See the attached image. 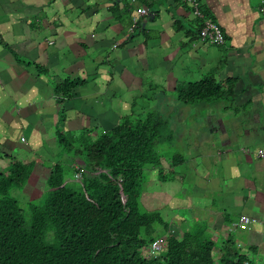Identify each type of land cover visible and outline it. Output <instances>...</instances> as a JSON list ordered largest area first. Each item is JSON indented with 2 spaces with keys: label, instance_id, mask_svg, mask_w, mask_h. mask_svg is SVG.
Segmentation results:
<instances>
[{
  "label": "crops",
  "instance_id": "obj_1",
  "mask_svg": "<svg viewBox=\"0 0 264 264\" xmlns=\"http://www.w3.org/2000/svg\"><path fill=\"white\" fill-rule=\"evenodd\" d=\"M198 2L220 28L222 46L198 43L200 23L182 0H0V171L10 158L34 163L22 193L37 194L55 165L43 164L39 154L61 155L59 133L88 130L94 138L124 117L155 113L171 132V142L183 136L193 140L199 187L221 194L237 189L249 196L264 190V159L255 157L264 149V10L260 0ZM142 9L147 15L138 17ZM210 76L216 84L231 85V101L176 102L165 113L144 103L142 110L137 103L145 94H158L165 102L166 94ZM66 82L81 84L68 96L56 93ZM183 164L165 183L179 187H169L167 205L181 192ZM255 201L258 208L244 198L235 219L254 220L260 228L253 234L262 239L264 197ZM174 206L169 212L179 210ZM205 207L196 210L207 213L208 227L222 232L223 225L214 222L228 223L230 217L222 210L215 217L213 205ZM175 220L173 214L169 222ZM249 241V246L259 242Z\"/></svg>",
  "mask_w": 264,
  "mask_h": 264
},
{
  "label": "trees",
  "instance_id": "obj_2",
  "mask_svg": "<svg viewBox=\"0 0 264 264\" xmlns=\"http://www.w3.org/2000/svg\"><path fill=\"white\" fill-rule=\"evenodd\" d=\"M80 84L66 82L55 92L68 96ZM176 97L187 106L231 101L233 94L229 83L216 84L210 76L178 88ZM171 141V132L155 113L124 117L94 138L88 130L59 133L57 143L66 158L50 168L44 195L38 204L29 203L27 211L10 192L23 191L34 163L8 159L0 171V264L255 263L251 254L257 248L248 246L243 253L230 233L220 243L200 229L178 239L159 211H144L143 170L153 169L158 183L165 184L184 163L178 155H158ZM77 173L80 178L75 180ZM157 241L161 250L151 257L149 249Z\"/></svg>",
  "mask_w": 264,
  "mask_h": 264
},
{
  "label": "rangeland",
  "instance_id": "obj_3",
  "mask_svg": "<svg viewBox=\"0 0 264 264\" xmlns=\"http://www.w3.org/2000/svg\"><path fill=\"white\" fill-rule=\"evenodd\" d=\"M145 95H148L147 98L142 99L141 101L137 100V103H140L141 105L140 107H142V110L143 108H145L142 106V103H144L146 106L149 107V110H151V108L153 107H157L165 113V112H168L170 109H172L173 103L174 104L176 102L179 103L176 99V94H166L167 99L165 102L159 100L158 94H145ZM179 112L180 111H178V113ZM144 116H141V118H143ZM192 137L194 138V136ZM193 143L194 142L191 138L187 136H183L182 139H175L171 143L164 144L163 146L159 148L157 152L161 158L166 159L168 157H171L172 155H178L184 161L182 168L178 170V173L181 174L182 180L180 184L181 192L175 195L176 202H172L169 205H167V202H166V200L168 201V199L169 200L171 199L170 198L171 194L168 192L170 191L169 187L175 186L176 189H179V187L176 186V184L174 186H171L170 184L158 183V181L156 180V173L153 169L147 168L143 170L144 185H143V194L141 197V204L143 206L144 211L150 212V211L157 210L159 211L161 217L166 222L171 221V219L173 218V214L175 215L176 218L178 217L179 220H175L174 224L170 223V225L173 224V227L171 225L173 235L174 237L178 239L184 233L192 232L195 229L207 230L208 234H209V229H210V232H211L210 235H213L211 236L212 240L220 243L222 242L223 238H225L222 232H225V230H227L226 231L227 234L230 233L233 235V240L235 244L243 249L242 251L243 253H244V250L245 251L248 250L247 248L251 244L249 241V238L251 241H255V239L256 240L258 239L259 242L254 243L256 244L254 247L257 248V253L251 254V256L255 264H264V228L262 229L263 238L260 239L254 236L253 234V231L257 232L260 228L258 227L257 223L251 225L250 232L238 231L234 228V226H232V225L237 224V220L235 219V216L238 210L242 207L243 199L246 198L248 201L250 200V204H247L248 206L252 205L254 208L255 207L258 208V206H260V203H256L255 200L258 198L261 199L262 197H264L262 196L264 195L263 193L264 190L258 189L256 191V194L251 193L249 196L247 194L248 191L247 193L243 192V194H241L240 191L237 189L221 194L223 193V191L219 193L217 191L215 192L214 190L209 191V190L199 187L197 185V181H198L197 178L199 177V174H196L194 172V166H193V163L197 164V157L195 156L197 154V148L194 146L195 144ZM202 145L204 144H200V148L203 147ZM58 150L61 153V155H57V154L54 155L52 153L49 155L39 154V156L42 157L43 160L45 161L43 164L48 165V162H53L56 164L59 161H62V160L64 161V159L66 158V155L63 153V150L61 147H59ZM39 156L38 158H40ZM192 159L194 161H192ZM204 165H206L207 167H209L208 165L212 166V164H209V162H204ZM218 165L219 164H217V166ZM163 167L164 168L166 167L165 163H163ZM175 169L177 173L178 167H176ZM204 181L207 182V179H204ZM39 183H43V182L40 181ZM225 183L227 184V179H225ZM44 191H45V188L42 187V189L39 190L37 194H33L29 196L22 193L23 191L21 192L12 191L10 192V196L17 199L19 207L23 211H27L29 203L38 204L39 200L44 195ZM153 191L161 192L162 194H158L157 192L156 194H152L151 192ZM165 193L169 195L168 199L166 198ZM174 204L176 205L174 206V208H178L179 210H173V212H169L171 211V206H173ZM178 204L179 206H177ZM181 205H183L182 208L188 207L189 210L187 211H185V209L181 210L180 209ZM209 205H213L212 213L215 214V217L220 215L219 210H222L221 215L226 214L227 216L230 217L228 220V223L225 222L223 219H216V221L214 222L216 225H219V226L223 225L221 226V229H223L222 232L220 230V227H216L215 229L212 227L211 228L208 227L209 220L206 217L207 213L206 212L199 213L196 210L197 207L203 209L205 206H207L205 207V209L208 210ZM246 215L252 216V214H246ZM197 216H201L203 220L198 221ZM197 227H200V228H197ZM219 245L220 244H218L217 247H219ZM218 249L219 248H216L213 253L214 261H217L218 259Z\"/></svg>",
  "mask_w": 264,
  "mask_h": 264
},
{
  "label": "built area",
  "instance_id": "obj_4",
  "mask_svg": "<svg viewBox=\"0 0 264 264\" xmlns=\"http://www.w3.org/2000/svg\"><path fill=\"white\" fill-rule=\"evenodd\" d=\"M185 5H187L190 10L193 18L197 20L200 23V27L197 31V40L198 43L203 45H210V46H216L220 47L224 44V38L223 34L220 30V28L213 23L211 20L207 19L204 14L202 13L200 9V5L198 0H182ZM261 7L259 10L262 12L264 10L263 1L260 0ZM147 11L142 9L138 13V17L146 16ZM137 18H134L132 20V25L130 31L135 29L137 25ZM117 45L113 46V49H115ZM24 139H21V142H23ZM255 157L259 160L264 159V149L258 150L255 152ZM80 178V173H77L75 175V180ZM255 221L247 218V217H240L237 224L234 225V228L239 231H248L252 224H254ZM161 250V241H157L154 244L151 245L149 249V256L154 257L156 256ZM244 264H255L251 262H246Z\"/></svg>",
  "mask_w": 264,
  "mask_h": 264
}]
</instances>
